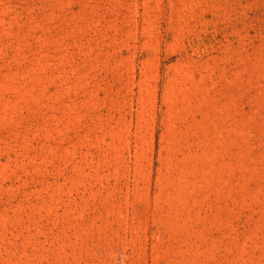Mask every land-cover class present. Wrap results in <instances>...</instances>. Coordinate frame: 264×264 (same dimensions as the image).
Listing matches in <instances>:
<instances>
[{"label":"rangeland","instance_id":"rangeland-1","mask_svg":"<svg viewBox=\"0 0 264 264\" xmlns=\"http://www.w3.org/2000/svg\"><path fill=\"white\" fill-rule=\"evenodd\" d=\"M0 264H264V0H0Z\"/></svg>","mask_w":264,"mask_h":264}]
</instances>
